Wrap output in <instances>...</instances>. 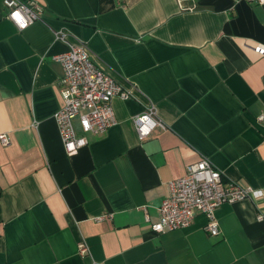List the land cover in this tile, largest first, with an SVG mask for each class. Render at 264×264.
<instances>
[{
  "label": "crops",
  "instance_id": "1",
  "mask_svg": "<svg viewBox=\"0 0 264 264\" xmlns=\"http://www.w3.org/2000/svg\"><path fill=\"white\" fill-rule=\"evenodd\" d=\"M37 1L44 21L19 31L0 0V264H264V199L222 205L216 237L204 215L151 229L169 183L203 159L264 191V57L251 49L264 46V4ZM58 31L133 97L115 98L116 124L73 156L54 119V57L69 49ZM152 104L168 129L141 141L134 120Z\"/></svg>",
  "mask_w": 264,
  "mask_h": 264
},
{
  "label": "built area",
  "instance_id": "2",
  "mask_svg": "<svg viewBox=\"0 0 264 264\" xmlns=\"http://www.w3.org/2000/svg\"><path fill=\"white\" fill-rule=\"evenodd\" d=\"M264 4V0H252ZM7 18L19 31L44 21L45 8L37 0H3ZM55 41L68 45L69 49L54 59L63 69L59 87L63 105L54 115L55 122L68 155L73 156L88 145L87 135L100 136L116 124L113 100L132 99V94L114 78L106 74L93 60L88 45L84 42L71 44L66 32H55ZM264 57V46L251 48ZM264 117L261 116L260 120ZM79 123L82 134L77 132ZM135 129L141 141L147 140L156 129L167 130L168 126L158 116L152 104L135 118ZM3 146L10 144L7 134L0 135ZM169 196L159 207V221L151 229L158 234L190 228L198 215L207 218L206 231L211 236L220 235L217 210L224 204L244 200L254 203L264 199V191L225 178L209 160L203 159L187 167L185 176L172 180ZM257 219L264 222L261 211ZM79 253L90 252L85 240L78 244Z\"/></svg>",
  "mask_w": 264,
  "mask_h": 264
}]
</instances>
